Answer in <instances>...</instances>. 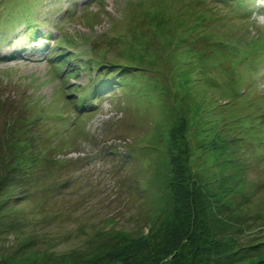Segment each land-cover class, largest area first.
I'll list each match as a JSON object with an SVG mask.
<instances>
[{"label":"rangeland","instance_id":"374dc122","mask_svg":"<svg viewBox=\"0 0 264 264\" xmlns=\"http://www.w3.org/2000/svg\"><path fill=\"white\" fill-rule=\"evenodd\" d=\"M27 1L0 8L4 54L31 45L0 61V148L20 103L69 169L1 182L0 264H264V0Z\"/></svg>","mask_w":264,"mask_h":264},{"label":"trees","instance_id":"16d2710c","mask_svg":"<svg viewBox=\"0 0 264 264\" xmlns=\"http://www.w3.org/2000/svg\"><path fill=\"white\" fill-rule=\"evenodd\" d=\"M0 3V8H3V2ZM18 5L19 4L15 6ZM138 6H142L141 1ZM22 108V105L16 102L9 104V106L5 108L7 112L12 111V113L8 116V118L11 117L9 122H6L5 138L0 148V154L3 160L7 158L9 162L4 163V161L1 160L4 173L2 174L3 180L0 181V184L4 182L5 186L17 189H26L34 186L36 177L41 175V172H45V170H55L57 166L60 169L67 167L60 159H54V157L50 156V153L46 152L47 142L45 140H41L39 137L38 140L36 139V135H39L31 131L33 124L25 118V114H22L24 112ZM17 151L18 155H16ZM11 161L15 162V164L12 165ZM40 169H42V171L39 172ZM67 169H69V167H67ZM177 175L179 174L177 173ZM185 190L187 189L181 184L177 196L181 198L184 203L194 202L193 205L195 207L197 205L196 201L198 200V194H196L195 191L185 192ZM186 231L187 229L184 234ZM118 254L119 252L111 254L107 256L106 260L109 258L115 260L117 259L116 257L121 258V255L119 256ZM124 256L126 257V255ZM114 264L125 263L115 262Z\"/></svg>","mask_w":264,"mask_h":264},{"label":"bare ground","instance_id":"6f19581e","mask_svg":"<svg viewBox=\"0 0 264 264\" xmlns=\"http://www.w3.org/2000/svg\"><path fill=\"white\" fill-rule=\"evenodd\" d=\"M29 5V4H28ZM30 6V5H29ZM5 20H7V19H5ZM37 38V37H36Z\"/></svg>","mask_w":264,"mask_h":264}]
</instances>
